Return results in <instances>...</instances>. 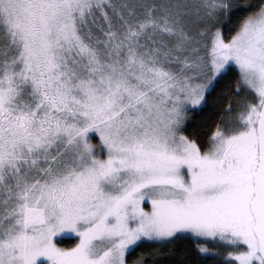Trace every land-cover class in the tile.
Here are the masks:
<instances>
[{"label":"snow or ice","instance_id":"1","mask_svg":"<svg viewBox=\"0 0 264 264\" xmlns=\"http://www.w3.org/2000/svg\"><path fill=\"white\" fill-rule=\"evenodd\" d=\"M0 264H264V0H0Z\"/></svg>","mask_w":264,"mask_h":264},{"label":"trees","instance_id":"2","mask_svg":"<svg viewBox=\"0 0 264 264\" xmlns=\"http://www.w3.org/2000/svg\"><path fill=\"white\" fill-rule=\"evenodd\" d=\"M197 120L201 124V131H202V140H206L208 135H210L211 126H212V118L208 114L207 110H205V113L201 114V117H198ZM183 243L190 244V241H184ZM211 259V257H210Z\"/></svg>","mask_w":264,"mask_h":264}]
</instances>
